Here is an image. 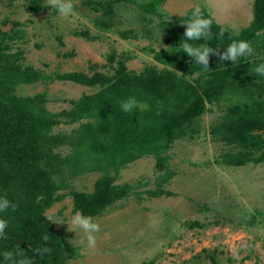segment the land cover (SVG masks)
<instances>
[{"label":"rangeland","instance_id":"374dc122","mask_svg":"<svg viewBox=\"0 0 264 264\" xmlns=\"http://www.w3.org/2000/svg\"><path fill=\"white\" fill-rule=\"evenodd\" d=\"M31 1L0 0V28L7 22L9 28L4 33L9 38L3 43L9 47L6 54L10 62L32 67L44 76L36 83L17 85L15 94L32 97L44 93V107L53 114L69 110L70 101L99 88L58 81L56 75L111 76L110 56L115 61L129 57L126 71L135 75L148 66L162 69L164 66L147 51L168 46L158 28L161 23L181 25L182 17L197 6L227 30L239 31L253 17V0H165L157 10L159 16L146 15L133 3L121 1L113 5L112 25L102 31L95 27L96 19L103 18L98 5L91 8L81 0H72L74 14L62 17L47 0H37L47 9L31 13ZM14 23L19 25L14 27ZM75 31H87L97 39L86 40ZM123 32L136 39H123ZM254 59L262 57L253 52L249 60ZM241 91L228 88L217 103L207 105L190 123L186 137L170 144L163 168L156 167L154 155H146L119 170L114 184H128L132 190L93 218L100 226L94 250L88 248L82 233L69 231L75 214L72 198L66 196L53 203L44 215L67 244L78 248V256L66 264H264V161H247L242 166L217 161L229 150L221 139L222 124ZM78 127V123L59 124L52 134L71 137ZM257 134L264 144V130ZM54 151L63 158L71 153V146L62 145ZM100 174L95 170L66 177L68 189L56 195L66 194L69 188L90 193ZM154 190L164 194H147Z\"/></svg>","mask_w":264,"mask_h":264},{"label":"trees","instance_id":"16d2710c","mask_svg":"<svg viewBox=\"0 0 264 264\" xmlns=\"http://www.w3.org/2000/svg\"><path fill=\"white\" fill-rule=\"evenodd\" d=\"M81 1L87 7L100 6L103 18L96 19L95 27L107 31L112 25L116 2H131L144 14L159 16L157 10L165 0H144L148 1L145 3L136 0ZM44 9L47 7H42L37 0L31 1V13ZM193 10L182 17L183 23L190 19ZM201 11L205 18L212 20L214 38L211 41L201 38L192 42L193 45L208 43L222 54L233 40H242L248 42L262 59L250 61L247 57L236 63L221 62L218 56L210 54L209 70L205 71L179 48L184 39L183 23H161L158 28L168 46L157 52L153 48L147 51L164 66L162 69L148 66L135 75L126 71L125 62L129 57L115 61L114 56H110L109 65L114 71L111 76L95 73L89 77L76 72L56 75L58 81L99 87L90 95L70 101L72 107L58 114L44 107V93L32 97L15 94L17 85L33 84L44 76L32 67L10 62L6 54L9 47L3 43L9 34L0 28V197H7L16 205L15 211L10 208L0 212V219L8 223V238L0 239V264H5L2 253L14 251L17 245L33 258L34 264H66L75 259L78 248L65 242L44 215L45 211L56 201L70 196L73 211H80L93 219L126 198L132 186L114 184L119 170L146 155H154L156 167L163 168L164 155L170 144L186 137L190 123L207 105L224 97L228 88H241L242 91L227 111L228 120L222 124L221 139L230 147L218 156L217 161L220 159L224 165L232 166H242L247 161H264L262 136L257 134V131L264 130V77L253 71L255 66L264 63V0H253L252 21L239 31L225 29L216 24L205 9ZM143 20L150 21L145 17ZM18 25L14 23V27ZM221 29L225 30L224 36L216 39L215 35ZM74 34L86 40L97 39L87 31H75ZM122 34L123 39H136L132 33L131 37L127 32ZM111 64L116 67L112 68ZM169 66H173V70ZM194 75L196 77L190 79ZM129 97H135L139 107L125 113L120 103ZM74 123L79 127L73 136L52 134L53 128L59 124ZM62 145L71 146V153L63 158L54 151ZM95 170L101 174L90 193L69 188L66 194L56 195V192L68 189L66 177L72 179ZM147 194L161 197L164 193L154 190ZM38 197L43 199L38 200ZM45 234L50 237L46 246L52 249V253L41 260L34 256L33 250L45 246L42 241Z\"/></svg>","mask_w":264,"mask_h":264},{"label":"clouds","instance_id":"9594fccd","mask_svg":"<svg viewBox=\"0 0 264 264\" xmlns=\"http://www.w3.org/2000/svg\"><path fill=\"white\" fill-rule=\"evenodd\" d=\"M47 3L50 7L55 8L62 17H68L74 14V4L72 0H47ZM183 25L185 26V31L183 33L184 39L181 40L179 48L183 53L192 58L193 63L202 66L205 71L209 70L210 54L218 56L221 62L228 61L236 63L240 58H247L254 52L251 45L242 40H233L222 54L218 53L217 49H213L209 46L208 43H202L199 46L193 45L192 42L201 38L204 41H211L214 38L211 31L212 20L205 18L198 6L193 10L190 19L184 22ZM224 31V29H221L219 33L215 35V38H223ZM253 71L257 75L264 77V63L255 66ZM120 107L123 112L130 113L138 108L139 104L135 97H129L120 103ZM37 199H43V197H38ZM10 208L12 211H15L16 205L9 201L7 197H0V212H6ZM70 224L71 230L69 231L82 233L84 240L87 242L88 248L94 250L97 243L96 234L100 231L99 224L94 222L91 216H86L80 211H76L71 217ZM7 227V221L0 219V239L8 238L6 235ZM49 239L50 237L48 234L42 236V241L45 246L35 248L33 250L34 256H39L41 260H43L46 255H51L52 249L46 246ZM2 257L5 264H34L33 258L29 257L25 251L19 248L18 245L14 251H4Z\"/></svg>","mask_w":264,"mask_h":264},{"label":"water","instance_id":"95a60500","mask_svg":"<svg viewBox=\"0 0 264 264\" xmlns=\"http://www.w3.org/2000/svg\"><path fill=\"white\" fill-rule=\"evenodd\" d=\"M9 28L8 25H5L4 27L1 28V31L4 33L7 31V29Z\"/></svg>","mask_w":264,"mask_h":264}]
</instances>
